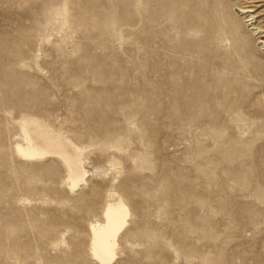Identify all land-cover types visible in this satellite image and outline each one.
<instances>
[{"label": "rangeland", "instance_id": "1", "mask_svg": "<svg viewBox=\"0 0 264 264\" xmlns=\"http://www.w3.org/2000/svg\"><path fill=\"white\" fill-rule=\"evenodd\" d=\"M248 1L0 0V264H102L111 205L128 217L111 264H264Z\"/></svg>", "mask_w": 264, "mask_h": 264}, {"label": "bare ground", "instance_id": "2", "mask_svg": "<svg viewBox=\"0 0 264 264\" xmlns=\"http://www.w3.org/2000/svg\"><path fill=\"white\" fill-rule=\"evenodd\" d=\"M260 2V0H250L248 1L247 3H250L248 4L247 6H244L240 9V11L242 13H250L249 16H251V18L255 19L257 17L255 13V7H257V3ZM261 17V16H260ZM249 21V20H248ZM253 24V22L251 23V25ZM258 31H259V34L260 33H264V27L259 25L257 28H256ZM262 37H264V34L262 35ZM263 45H264V41L262 42ZM36 127V126H34ZM38 127V126H37ZM40 127V126H39ZM38 127V128H39ZM37 128V129H38ZM33 129V128H32ZM36 129V130H37ZM42 130V129H41ZM33 131V130H31ZM35 131V130H34ZM39 131V130H38ZM40 132V131H39ZM45 132V131H44ZM50 133V132H49ZM48 133V134H49ZM46 134V133H45ZM34 135H35V132H34ZM38 135V134H36ZM41 135V134H40ZM40 135L38 136V138L40 137ZM47 135V134H46ZM45 135V136H46ZM51 135V138L52 139H55L52 135L53 134H50ZM49 135V137H50ZM44 136V135H43ZM35 137V136H34ZM37 137V136H36ZM56 137V136H55ZM44 138V137H42ZM41 138V140H42ZM58 138V136H57ZM37 138H35L34 140H36ZM45 139V138H44ZM48 139V137H47ZM40 140V139H39ZM40 140V141H41ZM49 140L51 141V139L49 138ZM57 140V139H56ZM58 140H62V139H58ZM38 141V140H37ZM46 141V140H45ZM44 141V142H45ZM32 142V141H31ZM43 142V141H42ZM41 142V143H42ZM48 142V141H46ZM58 142V141H57ZM40 143V142H38ZM50 142H48V145H49ZM52 143V142H51ZM50 143V144H51ZM54 143V142H53ZM61 143V141H60ZM65 142H63L62 144H64ZM67 143V142H66ZM65 143V146L67 145ZM34 144H37L34 143ZM45 144V143H44ZM39 145V144H38ZM43 145V143H42ZM40 145V146H42ZM60 145V144H58ZM39 146V147H40ZM44 147V150L46 148H49L47 145V147L45 148V145H43ZM52 146V145H51ZM54 147H60V146H57L55 143L53 145ZM69 146V145H67ZM70 147V146H69ZM69 147L67 148V151H66V154H68V149ZM52 148V147H50ZM61 148V147H60ZM19 151L26 155V156H34L36 155L39 151V149L37 148H33L31 146H28L26 148H23L22 146H19L18 147ZM41 149V148H40ZM55 149V148H54ZM63 149H64V146H63ZM79 149V148H78ZM49 150V149H48ZM62 150V149H61ZM60 150V151H61ZM66 150V149H65ZM63 150V152L65 151ZM51 151V150H50ZM56 151V150H54ZM59 151V150H58ZM48 153V152H47ZM65 153V152H64ZM45 154V153H44ZM63 154V153H62ZM69 158V157H68ZM76 160V159H75ZM82 167V166H81ZM69 168L71 171L75 172L76 169H77V166L75 165V161H72L69 165ZM72 174V173H71ZM80 174V173H79ZM84 174L86 175V172H84ZM105 222L103 224H98L96 226H93L92 227V231H93V243H92V247H93V255L102 263V264H111V262L115 259L116 255H117V239H118V236L121 232V230L124 228V226L126 225L127 223V211L124 209V208H117L113 205L111 206H108L106 211H105ZM97 260V261H98Z\"/></svg>", "mask_w": 264, "mask_h": 264}]
</instances>
